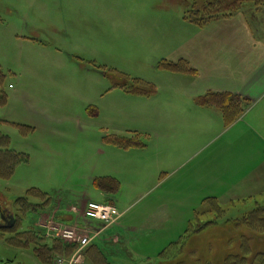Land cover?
I'll use <instances>...</instances> for the list:
<instances>
[{"label": "crops", "instance_id": "1", "mask_svg": "<svg viewBox=\"0 0 264 264\" xmlns=\"http://www.w3.org/2000/svg\"><path fill=\"white\" fill-rule=\"evenodd\" d=\"M250 6L199 26L185 19L189 0H134L125 10L142 35L138 61L157 68L162 60H185L198 73H160L165 86L143 73H127L155 84L156 93L127 95L117 88L131 101L110 106L113 114L104 120L101 133L87 138L62 130L71 123L69 127L82 130L79 118H61L57 105L24 89L14 90L11 98L20 94L26 113L22 120L0 117L6 121L1 130L10 135L11 148L28 154L29 161L6 180L20 178L21 173L19 180L26 183L27 192L37 188L55 195L47 204L55 210L50 220L77 224L87 237L85 248L98 246L109 264H113L112 252L148 259L140 264L152 262L190 231L195 218L200 220L201 205L222 207L232 200L264 197V16H258L261 8ZM114 89L108 87L105 93ZM208 92L239 95L246 99L245 109L227 125L221 109L197 103ZM96 107L97 117L109 110L106 105ZM9 124L32 127L22 135V144L4 130ZM136 133L146 143L142 148L103 141L106 134ZM85 151L91 152L92 172L87 179L93 188L79 191L73 175ZM36 173L44 176L30 179ZM105 176L119 181V191L108 193L93 185L95 178ZM61 184L63 194L57 192ZM88 201L111 203L122 214L106 226L83 216ZM72 255L61 256L65 264ZM87 261L95 264L84 254L81 264Z\"/></svg>", "mask_w": 264, "mask_h": 264}, {"label": "rangeland", "instance_id": "2", "mask_svg": "<svg viewBox=\"0 0 264 264\" xmlns=\"http://www.w3.org/2000/svg\"><path fill=\"white\" fill-rule=\"evenodd\" d=\"M232 1L238 7H207L214 0H189V4L194 5L193 9L197 10L196 13H191V17H198L201 26L216 16L236 12L245 4L251 5L250 8H261L258 16H264L261 1L228 0L227 3ZM133 2L134 0H0V73L4 75L2 87L10 96L7 105L0 107V117L22 120V114L26 113L25 101L20 94L13 99L11 94L14 90L21 92L24 89L32 92L31 95L41 96L47 103L57 105V109L62 111L57 112L61 118L81 120L82 130L69 127L73 123L62 127V130L78 133L86 138L91 135L97 137L104 120H109L113 114L110 106L118 102L129 104L131 101L117 88L105 93L106 88L112 87L113 83L124 80L118 73H143L148 78L158 80L163 86L167 85L166 78L160 73L173 72L162 71L159 67L152 66V63L144 65L138 61L137 49L142 35H139V30L134 29L133 19H129L125 10L126 7L130 10L129 5L132 6ZM155 4L157 3L154 2ZM262 25L264 27V22ZM130 76L132 77L131 74ZM104 105L109 110H105L103 116H93L88 112L90 106ZM4 130L12 134L16 144H22L23 134L18 127L9 124ZM85 153V157L78 159L73 175L79 191L92 187L87 179L92 172L91 152ZM23 175L20 173V178L9 181L0 179V203L16 216L15 226H5L4 229L2 224L0 228V264H46L43 263L41 254L49 258L47 264H63V257L52 256L48 249L43 248L46 242L52 245L56 241L48 239L45 227L53 218V207H47L48 203L42 200L34 202L37 205L17 202L19 197L27 193L26 183L19 180ZM37 176L43 177L44 174H32L30 179L38 181ZM39 185L42 183L37 184ZM61 186L62 184L57 187V192L62 190L63 194L65 188ZM262 206V196L228 201L219 210L211 203L201 205L198 207L200 220L195 218L191 230L183 233L186 234L185 237L175 239V244L168 248L197 246L206 259L222 261L230 253L228 249L241 245L239 237H236L239 231L250 228L254 221V224H258L254 225L256 229L263 228L260 227L261 218L252 222L247 219L250 212ZM44 234L47 239L43 241L41 237ZM12 237L17 241L21 240L27 247L18 245L11 240ZM83 240L84 238L70 243L78 245L77 251ZM246 245L244 242V246ZM84 251L85 248L83 253ZM171 256L163 254L160 261L172 259ZM157 259L154 256L152 262ZM145 260L148 259L138 260L136 255L127 252L110 254V262L113 264L148 262ZM86 264L90 262L87 261Z\"/></svg>", "mask_w": 264, "mask_h": 264}, {"label": "trees", "instance_id": "3", "mask_svg": "<svg viewBox=\"0 0 264 264\" xmlns=\"http://www.w3.org/2000/svg\"><path fill=\"white\" fill-rule=\"evenodd\" d=\"M227 1L228 0H214V2H210L207 5V7H214V6L224 7L225 5L226 7H230V6H233V8L238 7L237 3L236 4L233 3L234 1H232L230 4L227 3ZM255 1H261L260 3L264 4V0H255ZM238 4H240V2ZM254 5H257V4H254ZM243 7H241L238 11L242 10ZM193 8H194V5L191 6L189 4V7L185 12V19L190 20L191 22H194L197 25H199L198 20L200 19H198V17H194V18L191 17L192 15L191 13H193V11L196 13L197 11ZM238 11L234 13H237ZM234 13L223 15V16H216L214 18L209 19L206 22H209L213 19H218L220 17L230 16V15H233ZM158 67L161 70H166V71H170L174 73H189L191 75H195L196 73H198L197 70L191 67L190 64L185 60H180L178 62L162 60L159 62ZM118 74H120V76H122L124 80L122 81L118 80L115 83H113L111 89L121 88L127 94L137 95V96H151L156 93L157 86L155 84L145 81L138 77H131L127 73H118ZM3 79H4V75L0 73V107L5 106L8 101V93L2 87ZM245 100H246L245 98L239 95L232 94V93L208 92L200 96L197 99V103L200 106H215L221 109L225 116V122L227 125H229L232 122H234L236 118L244 111L245 109L244 101ZM88 112L92 114L93 116H96L97 107L95 106L88 107ZM4 122L6 121L0 118V179L6 180L13 176L17 167L20 164L27 163L29 161V155L24 152H20V151H17L11 148L10 135L4 133L1 130V124ZM15 126H17L20 129V132H22V134H27L31 132L32 130V127L21 125V124H18ZM103 141L105 143L116 145L121 148H130V147L142 148L146 145V143L143 141V139L140 137L138 133L134 134L133 136H120L116 134H106L103 138ZM93 185L108 193H116L120 189V183L114 177H107V176L97 177L94 179ZM32 198L41 199L42 201H45L46 204L49 203L51 200V196L48 193L41 191L37 188H31L28 190L25 196L18 198L17 202H20L23 205L24 203L29 204V205L30 204L37 205L36 203L32 201ZM215 207L218 210L220 209L219 206H215ZM262 217H264V206L253 210L247 215V219L255 220L256 218H261L260 223L264 228V219H262ZM254 222L252 224H254ZM15 224H16V220H15ZM254 225H258V224H254ZM191 226L193 227V225ZM4 229L6 228L4 227ZM43 236L44 237H41V240L44 241L45 239H47V237L45 234ZM48 239L56 240L52 243V245L48 242H46L45 245H43L44 246L43 248L48 249L49 253H52V256L58 255V256L69 257L76 251L78 247L77 244L70 243L68 241L66 242L65 240L63 241L62 239H59V238L48 237ZM11 240L15 241L20 246L27 247L26 244L24 242L22 243L21 240L17 241V239L13 237L11 238ZM84 254L86 256H89L95 264H109L107 257L105 256V254L102 252V250L98 246L85 248ZM41 257L44 258L43 263L47 264L49 262V258H47L46 256L41 254Z\"/></svg>", "mask_w": 264, "mask_h": 264}, {"label": "flooded vegetation", "instance_id": "4", "mask_svg": "<svg viewBox=\"0 0 264 264\" xmlns=\"http://www.w3.org/2000/svg\"><path fill=\"white\" fill-rule=\"evenodd\" d=\"M10 215L14 214L7 212L8 218L6 221H3L0 216V223L4 225L9 224L12 220ZM262 219H264V217H262ZM253 220L254 219H249L251 222ZM236 237H239L241 245H236V247L228 249L230 253L225 256L222 261H220V259L215 260V258L213 260L209 258L206 259L204 253L200 251V248L197 246H179L167 248L156 256L158 258L156 261L145 264H264V228L256 229L254 224H251L250 228L239 231ZM244 242L245 245L247 242L246 246H244ZM163 254L172 255V259L161 262L160 260L163 258Z\"/></svg>", "mask_w": 264, "mask_h": 264}, {"label": "built area", "instance_id": "5", "mask_svg": "<svg viewBox=\"0 0 264 264\" xmlns=\"http://www.w3.org/2000/svg\"><path fill=\"white\" fill-rule=\"evenodd\" d=\"M121 211L117 206L111 203H101L97 201H88L84 211L83 216L89 219H94L102 221L106 226L115 223L121 216ZM1 216V214H0ZM47 235L61 238L68 242L80 241L84 238L82 246L79 250L75 251L66 264H81L84 259L83 248H85L86 238L82 236V230L76 225H62L56 223L54 220H49L45 224ZM64 263L63 260H61Z\"/></svg>", "mask_w": 264, "mask_h": 264}, {"label": "water", "instance_id": "6", "mask_svg": "<svg viewBox=\"0 0 264 264\" xmlns=\"http://www.w3.org/2000/svg\"><path fill=\"white\" fill-rule=\"evenodd\" d=\"M7 210L4 209L0 203V214H1V218L3 221H6L7 220ZM10 218L12 219L11 222L9 224H5L4 227H8V228H12L14 225H15V216L14 215H10ZM0 228H2V225L0 223Z\"/></svg>", "mask_w": 264, "mask_h": 264}]
</instances>
